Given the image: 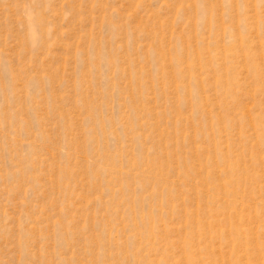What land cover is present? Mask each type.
<instances>
[{
    "label": "rangeland",
    "instance_id": "obj_1",
    "mask_svg": "<svg viewBox=\"0 0 264 264\" xmlns=\"http://www.w3.org/2000/svg\"><path fill=\"white\" fill-rule=\"evenodd\" d=\"M0 264H264V0H0Z\"/></svg>",
    "mask_w": 264,
    "mask_h": 264
}]
</instances>
